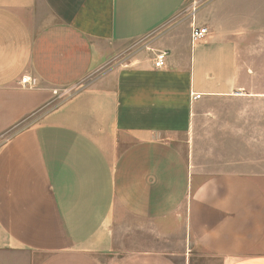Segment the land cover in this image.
Instances as JSON below:
<instances>
[{"label": "crops", "instance_id": "0c3cea01", "mask_svg": "<svg viewBox=\"0 0 264 264\" xmlns=\"http://www.w3.org/2000/svg\"><path fill=\"white\" fill-rule=\"evenodd\" d=\"M187 1L0 0V264H264V190L192 162L203 111L247 88L233 27L255 23L264 98V0L238 26Z\"/></svg>", "mask_w": 264, "mask_h": 264}, {"label": "rangeland", "instance_id": "374dc122", "mask_svg": "<svg viewBox=\"0 0 264 264\" xmlns=\"http://www.w3.org/2000/svg\"><path fill=\"white\" fill-rule=\"evenodd\" d=\"M190 5L191 0L187 1L182 11H187ZM255 5L256 0H247L240 8L239 2L229 4L221 0L216 7L222 8L220 17L231 16L235 19L233 25L238 26V21L244 16L242 11L246 8L251 16ZM228 8L231 9L229 15ZM224 9H227L226 14H223ZM180 16L179 13L172 22L179 20ZM186 24L177 30H183ZM233 28H237L232 30L233 86L247 88L239 91L244 95L241 98H229L223 102L229 106L220 111L216 121L209 120L206 109L203 111L199 135L192 144L193 168L202 179L226 172L243 174L255 180L264 190V98L255 96V23ZM240 36L247 39H240ZM244 71L248 78L243 76ZM233 92L236 94L237 91L234 89ZM203 105H207L206 100ZM4 140L0 139V144ZM174 241L175 249L186 246L179 235Z\"/></svg>", "mask_w": 264, "mask_h": 264}, {"label": "built area", "instance_id": "2783aa9c", "mask_svg": "<svg viewBox=\"0 0 264 264\" xmlns=\"http://www.w3.org/2000/svg\"><path fill=\"white\" fill-rule=\"evenodd\" d=\"M208 35V29L206 27H197L192 23L190 30V40L192 44L198 43L205 39ZM153 53V66L155 69H162L164 67L165 61L167 59V52L160 50H150ZM28 78L23 77L20 81L21 85L28 84ZM201 97L200 94L191 93V101H197Z\"/></svg>", "mask_w": 264, "mask_h": 264}]
</instances>
